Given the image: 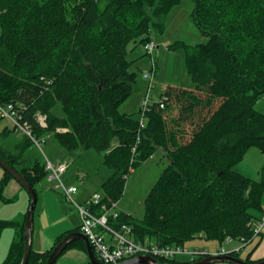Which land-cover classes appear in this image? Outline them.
Wrapping results in <instances>:
<instances>
[{
	"label": "trees",
	"instance_id": "trees-1",
	"mask_svg": "<svg viewBox=\"0 0 264 264\" xmlns=\"http://www.w3.org/2000/svg\"><path fill=\"white\" fill-rule=\"evenodd\" d=\"M180 1L0 0V106L12 104L34 137L51 136L72 155L100 153L111 171L99 192L103 204L119 202L124 176L162 150L170 164L145 200L144 217L122 212L109 225L128 226L135 242L158 247L183 248L196 238L222 246L228 237L235 244L244 238L245 247L256 243L249 257L230 255L257 264L264 259L250 257L261 234L253 238L251 224L264 216V178L254 180L235 168L250 149L264 155V114L255 108L264 96V0H192L193 21L208 41L168 48L185 49L195 90L168 89L161 96L165 108L153 100L145 126L137 114L120 110L137 84L131 46L145 48L154 32L162 34L169 11ZM174 109L177 115L170 119ZM10 132L14 129L5 128L0 138ZM32 144L26 137L14 154L0 147V157L38 193L47 172L44 162L25 160ZM3 173L0 198L9 202L4 189L15 179ZM26 216L21 222L0 220V238L5 229L17 230L3 264L22 263ZM73 232H80V225L59 236L49 251L32 248L28 264H46L54 247ZM69 250L87 254L83 241L62 255ZM202 259L157 258L161 264Z\"/></svg>",
	"mask_w": 264,
	"mask_h": 264
},
{
	"label": "rangeland",
	"instance_id": "rangeland-1",
	"mask_svg": "<svg viewBox=\"0 0 264 264\" xmlns=\"http://www.w3.org/2000/svg\"><path fill=\"white\" fill-rule=\"evenodd\" d=\"M193 10L194 2L192 0H181L179 4L173 6L169 11L165 19L164 32L162 34H157L155 32L152 34V37L160 46V50L155 52L158 70L155 78V90L152 95L154 101H160L161 96H163V94L170 88L195 90V84L189 76L186 68L185 49L178 48L176 50H171L165 46V43L168 45H175L177 42H184L191 47H195L197 44L207 43L208 38L201 34L193 21ZM130 49L129 60L133 62L131 70L137 74V84L127 103L130 105V113L137 114V117L141 118V115L138 112L141 108L142 100L148 87V81L143 78V75L150 72L151 59L149 55H146L144 45H139L136 48L132 45ZM152 102L153 101H151V103ZM255 108L257 111L264 114V96L256 101ZM58 111L59 109H57V112ZM176 115L177 109H174L170 115V119ZM6 126L11 129L14 128L10 120L0 118V132L3 131V128ZM16 134L20 137H25L24 133L21 131H16ZM67 153L68 152L64 148L58 145L53 137L46 136V143L43 144L41 149L35 144H32L26 149L24 155L25 159L31 162H44L45 157H47L49 160L58 164L64 160H72L71 158H68ZM73 155H75L73 163L66 175L69 179H76V175L80 170L84 171L85 174L83 176L93 174L95 178H85L82 176L83 179L76 183V185L82 187V189L84 188L93 195L94 191L97 192L102 186L100 185L99 188L97 187V179L110 178L111 171L103 165V157L96 150L90 149L76 151ZM248 155L249 157L247 156V158H245V163L250 164L252 168L251 174H254V168L260 167L259 176L256 177L257 179L251 178L257 181L262 180L264 178V155L256 148H253ZM169 164L168 160L163 157L162 150H158L153 156L144 162L128 178L124 195L119 201V209L123 210L126 214H131L136 219H142L145 215V200L152 187L156 184L160 174L169 166ZM238 165L239 166H237L235 170L244 172L243 162ZM63 181L64 183L66 182V177H63ZM65 185L69 186L67 185V182ZM37 190L38 203L34 211L33 222L37 238L38 231L42 228L40 218L42 211L44 210H47L49 218L53 222H57L55 227L46 231V233L52 235L51 238L54 237L56 233L62 234L70 228L73 229L80 225L81 219L75 206L59 191L55 190L53 184L50 185L46 180L37 186ZM74 198L78 201L77 196ZM29 206L30 196L24 188V192L20 195L18 200L4 202L0 199V219L8 218L10 214H16L20 211H22L25 216L28 212ZM8 231L12 233L14 230L5 229V232L2 234V238L0 239V264H3L2 262L8 252ZM219 247L220 245L215 241L196 238L185 244L183 248L188 253L177 256V260L179 262L191 261L193 259L192 254L197 252V250L216 254ZM226 247L228 250L231 249L229 246ZM89 263V258L86 254H81L73 250L66 252L56 262V264Z\"/></svg>",
	"mask_w": 264,
	"mask_h": 264
},
{
	"label": "built area",
	"instance_id": "built-area-1",
	"mask_svg": "<svg viewBox=\"0 0 264 264\" xmlns=\"http://www.w3.org/2000/svg\"><path fill=\"white\" fill-rule=\"evenodd\" d=\"M168 47V44H165ZM159 49V44L152 38L146 45L145 51L151 59V70L143 75V78L148 81V87L146 94L141 104V124L146 125V114L150 111V106L153 101V92L155 90V78L158 70L157 60L155 58V52ZM160 104V109L165 108L166 99L163 98ZM0 118H6L10 120L14 126V131H21L25 137H28L33 144L40 149L43 144L46 143V137L36 138L32 135V131L27 123H22V117L19 115L15 107L10 104L6 107L0 106ZM38 122L42 127H46V119L42 115H38ZM45 169L47 172V181L54 185V189L59 191L66 199L71 202L79 213L81 223L80 232L84 234L89 240L93 251L95 252L98 260L103 264H123L129 260L137 258L139 256H148L154 259H175L179 255L187 254L182 247L169 246L158 247L150 242L137 243L131 237V229L128 226H122L121 230L113 229L109 223L110 219H118L121 215L119 209V202L111 201L108 204L102 203L103 195L101 193L93 194L85 203L81 204L74 197L77 196L79 189L77 186H66L63 182V175L69 168V163L56 164L53 161L45 157ZM132 172V171H131ZM124 179H128V176H124ZM96 208H101L98 209ZM101 211V214H100ZM251 228L254 232V237L259 236L264 228V216L260 221H255L251 224ZM237 241L231 237H228L224 245L219 247L216 254L207 253L206 251L193 253L194 261L200 257L207 256H225L230 255L235 250H228L226 246L232 247ZM239 244L245 246L246 242L244 238L239 240ZM239 252V249L236 251Z\"/></svg>",
	"mask_w": 264,
	"mask_h": 264
},
{
	"label": "crops",
	"instance_id": "crops-1",
	"mask_svg": "<svg viewBox=\"0 0 264 264\" xmlns=\"http://www.w3.org/2000/svg\"><path fill=\"white\" fill-rule=\"evenodd\" d=\"M165 44H167V43H165ZM169 47V46H168ZM168 47H166V48H168ZM158 50H160V47H159V49ZM157 50V51H158ZM158 64V63H157ZM128 101H126L122 106H121V108H120V110L123 112V113H128V114H131L130 112H131V110H130V105H128V103H127ZM5 128H9L8 126H6V127H4L3 128V130L5 129ZM3 131H1L0 132V134L2 133ZM26 137H20L19 135H17L16 134V132L14 131V132H10L6 137H4V138H0V147L4 150V151H6V152H8V153H12V154H14V153H17V145L19 144V143H21L24 139H25ZM8 141H9V143H8ZM11 149H14V150H11ZM252 149H250L249 151H248V153L246 154V156H245V158H247V156L249 157V152L251 151ZM15 151V152H14ZM67 151V150H66ZM68 152V151H67ZM68 154V158H71L72 160H64L63 162H60V163H69V168H68V170H67V172L70 170V167H71V164L73 163V158L75 157V155H72V154H70L69 152L67 153ZM80 154H82V153H80ZM162 154H163V157L164 158H166L167 160H168V158H167V156L165 155V153L162 151ZM245 158H244V160L242 161L243 162V171L244 172H241V171H238V172H240L241 174H243V175H245V176H247V177H249V178H255V179H257L256 177H258L259 176V169H260V167H256V168H254V174H251V171H252V168H251V166H250V164H246L245 163ZM26 160V159H25ZM28 161V160H27ZM169 161V160H168ZM31 162V161H30ZM242 162H241V164H242ZM55 163V162H54ZM59 164V163H58ZM239 166V165H238ZM66 172V173H67ZM66 173L63 175V177H66V182H67V185H69V186H77L78 187V189H79V192H78V194H77V198H78V201H79V203H81V204H83V203H85L90 197H91V193H89L87 190H85L84 188L82 189V187H80V186H78V185H76V183L78 182V181H81L82 179H83V177H85V178H89V177H91V178H95V176L93 175V174H88L87 176L85 175V176H83L85 173H84V171L83 170H80V171H78V174L76 175V179H69V177H67V175H66ZM92 173V172H91ZM3 176H4V173H3V170H2V168H0V181H1V179L3 178ZM83 176V177H82ZM109 178H103V179H97V187L99 188L100 187V185H102L104 182H106L107 180H108ZM64 182V181H63ZM66 182H65V184H66ZM49 183V182H48ZM50 185L52 184V183H49ZM92 191V190H91ZM90 191V192H91ZM24 192V188L21 186V184L20 183H18V181H16V180H11L9 183H8V185L5 187V189H4V197H5V199L6 200H8V201H15V200H18L19 198H20V195L22 194ZM93 192V191H92ZM100 192V189L96 192V191H94V193L93 194H95V193H99ZM1 199V198H0ZM4 201V200H3ZM5 202V201H4ZM30 203H31V199H30ZM121 212H123V210H120ZM263 212H264V198H263ZM124 213V212H123ZM27 215V213L25 214V216ZM24 214H23V212L22 211H20V212H18V213H16V214H10V216H8V218H3V219H0L1 221H19V222H21L23 219H24ZM41 223H42V228L38 231V238L36 237V229H35V226H33V235H32V248L35 250V251H37V252H41V253H44V252H46V251H49L53 246H54V243H55V241H56V239L59 237V236H61V235H63V234H65V233H67V232H71V231H73V230H75L76 228H73V229H69V230H67L66 232H64V233H62V234H58V233H56L55 235H54V237H52L51 238V234H49V233H46V231L47 230H49V229H51L52 227H55V224L57 223V222H53L50 218H49V215H48V212H47V210H44V211H42V214H41ZM64 220V219H63ZM56 229V228H55ZM6 230H14L12 233H10L9 231H8V252H7V255H6V257L8 256V253H9V250H10V247H11V245L13 244V242H14V240H15V238H16V234H17V230H15V229H13V228H8V229H6ZM3 232H5V230H3L2 232H1V238H2V234H3ZM10 237H11V239H10ZM0 238V239H1ZM257 241H259V244L256 246L257 248H256V250H255V252L251 255V257H250V259L252 260V261H258V260H261V259H264V228H263V230H262V232H261V235L259 236V238H258V240ZM255 245H256V243H254V244H251L250 246H248V247H245V246H243L242 247V245H240V244H236V245H233L232 247H231V249L232 250H235V251H237L238 249H239V252H241L240 253V256H241V258H243V259H246V258H248L249 256V254L251 253V251H252V249L255 247ZM73 251H76V252H79V253H84V252H82V251H80V250H73ZM84 254H86V253H84ZM87 255V254H86ZM6 257H5V259H6ZM4 259V260H5ZM4 260H3V262H4ZM2 262V263H3Z\"/></svg>",
	"mask_w": 264,
	"mask_h": 264
},
{
	"label": "water",
	"instance_id": "water-1",
	"mask_svg": "<svg viewBox=\"0 0 264 264\" xmlns=\"http://www.w3.org/2000/svg\"><path fill=\"white\" fill-rule=\"evenodd\" d=\"M0 168L6 173L11 175L16 181H18L28 192L31 203L26 216L25 223V250L21 264H28L32 251V235H33V222H34V211L38 203V194L32 184L18 171L9 166L0 157ZM75 241H83L86 244L87 256L90 264H103L95 255L93 248L87 239V237L80 232H73L65 236L53 249L46 264H56L58 259L62 256L63 252L68 248L69 245ZM216 263H228V264H252L242 259L233 257L231 255L225 256H207L204 259L197 261L192 264H216ZM123 264H161L157 259L148 256H139L132 260H129ZM257 264H264V261Z\"/></svg>",
	"mask_w": 264,
	"mask_h": 264
},
{
	"label": "bare ground",
	"instance_id": "bare-ground-1",
	"mask_svg": "<svg viewBox=\"0 0 264 264\" xmlns=\"http://www.w3.org/2000/svg\"><path fill=\"white\" fill-rule=\"evenodd\" d=\"M127 181V180H126Z\"/></svg>",
	"mask_w": 264,
	"mask_h": 264
}]
</instances>
